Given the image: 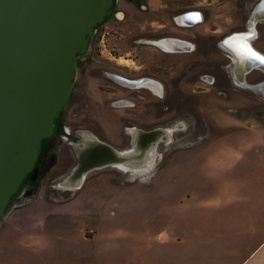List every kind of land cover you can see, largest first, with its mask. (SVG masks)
<instances>
[{"label":"rangeland","instance_id":"rangeland-1","mask_svg":"<svg viewBox=\"0 0 264 264\" xmlns=\"http://www.w3.org/2000/svg\"><path fill=\"white\" fill-rule=\"evenodd\" d=\"M129 1L132 0H117V10L123 12L124 19H110L101 31L102 35L109 32L105 40L107 50L101 53L102 37H93L88 52L79 57L69 104L56 121L53 135H57L52 140L46 139L42 146V151L48 153L40 178L23 180L3 221L17 207L24 206L23 214L16 211L7 223L21 224L26 215V219L32 217V224L46 225L58 237L62 230L64 233L77 224L87 223L89 228H94L109 207L156 206V191L148 193L147 199H143V193L158 189L159 175L181 176L176 184L170 182L166 190L180 192L181 207L198 211L200 221L210 207L236 204V196L231 195L236 191L235 184L227 188L229 199L224 198L226 193L221 196L220 190L225 186L217 183L221 182V176L215 174L224 167L207 163L200 175L190 172V167L194 168L191 161L195 165L203 157L205 145L221 143L227 133L247 132L259 139L262 134L259 130L264 131V95L249 87L264 81V71L255 69L247 74L245 84L249 86L240 84L234 76L232 56L223 48V39L230 33L252 29L251 12L260 0H148L146 12ZM193 9L202 11L204 23L192 29L177 26L174 18ZM255 30L258 33L255 45L264 53V21H259ZM166 37L188 40L197 50L165 53L155 41ZM111 72L151 78L160 87L156 90L127 86L113 81ZM132 128L143 133L137 137ZM157 128L173 129V132L164 133L160 140H145L154 151L150 167L137 172L127 166L124 169L106 166L90 170L79 188L67 184L77 183L74 173L80 165L82 150L90 145V136L127 152L134 147L139 150L145 147L141 139ZM255 136H249L247 141L236 135L232 137L234 150L231 148L228 158L234 165L242 158L243 148L249 147L245 144L251 143ZM222 155L225 153L218 152L213 159ZM240 170H244L242 166ZM252 179V176L246 178L239 191L253 194ZM211 180L217 187L216 193L200 194L204 190L202 183ZM185 194L196 199L188 200ZM169 204H173L172 200L167 201ZM233 210L235 213L230 211L228 226L223 231L222 258L227 264H239L246 259L255 241L252 230L236 229L238 212L236 207ZM216 233L219 236L221 231ZM216 238L212 241L213 252L219 251L220 259L221 246ZM263 239L262 229L260 240Z\"/></svg>","mask_w":264,"mask_h":264},{"label":"crops","instance_id":"crops-1","mask_svg":"<svg viewBox=\"0 0 264 264\" xmlns=\"http://www.w3.org/2000/svg\"><path fill=\"white\" fill-rule=\"evenodd\" d=\"M259 132H262L259 139L247 132L227 133L221 143L216 141L205 145L203 157L195 165L191 161L194 168L190 167V172L195 175L202 174L201 170L207 163H214L217 168L224 167L226 170H217L216 174L212 170V174L221 176V182L217 183L225 186V191L222 189L220 192L221 196L226 193V199H229L228 186L235 184L236 191L231 193L236 196L235 205L210 207L203 213L204 220L200 221L198 211L181 207L180 192L166 190L170 182L176 184L181 176L159 175L158 189L143 193V199H147L148 193L156 191V206L109 207L102 212L94 228H89L87 223L77 224L64 233L62 230L59 237L46 225L32 224V217L26 219V215L22 217L21 224L7 223L16 211L23 214L25 207L20 206L0 223V264H227L222 258L223 231L226 230L224 226H228L230 211L235 213L234 207L238 212L236 229L252 230L255 240L251 254L239 264L264 263V239L260 240L261 230H264V131ZM234 135L246 141L249 136H255L251 143H244L249 147L243 148V156L236 160L235 165L228 158L229 151L234 150V144L230 142ZM218 152L225 155L213 159ZM240 166L244 170H240ZM247 176L253 178L251 195L239 191ZM213 182L204 181V190L201 189L200 194L216 193L217 187ZM185 196L188 200L196 199L194 195ZM168 200L173 204L167 205ZM218 217L221 219L219 223ZM218 230L221 231L219 236ZM214 236L221 246L220 259L219 251L213 252Z\"/></svg>","mask_w":264,"mask_h":264},{"label":"water","instance_id":"water-1","mask_svg":"<svg viewBox=\"0 0 264 264\" xmlns=\"http://www.w3.org/2000/svg\"><path fill=\"white\" fill-rule=\"evenodd\" d=\"M115 2L0 0V223L23 180L36 174L42 142L53 136L59 113L69 104L77 58L88 52L91 39L113 13ZM260 6L264 9V0L255 9ZM174 42L184 48L189 45ZM176 49L181 50L178 45ZM255 66L264 68L261 63ZM121 81L132 87L143 83L126 78ZM263 85L264 81L257 89L264 95ZM158 130L145 133L139 144L166 133ZM88 140L76 178L120 164L144 170L154 159V151L148 155V143L140 150L134 147L120 152L95 136Z\"/></svg>","mask_w":264,"mask_h":264},{"label":"flooded vegetation","instance_id":"flooded-vegetation-1","mask_svg":"<svg viewBox=\"0 0 264 264\" xmlns=\"http://www.w3.org/2000/svg\"><path fill=\"white\" fill-rule=\"evenodd\" d=\"M159 1H162V0H159ZM262 0H260L259 2H258V4L261 2ZM129 2H131L132 4H134L136 7H140L141 9H142V11H144V12H146V11H148V0H132V1H129ZM117 5H118V2H117V0H116V2H115V4H114V7H113V13L111 14V16H109L108 18H107V20L105 21V23L107 22V21H109L110 19H112V18H116V19H120V20H123L124 19V14H123V12H121V11H118L117 10ZM160 7H162V5H159ZM256 7H257V5H256ZM256 7H254V9H253V11L251 12V15L253 16V13H254V10H255V8ZM199 14V17L198 18H196V16H195V14ZM252 16H251V18H252ZM179 17H182L183 18V22H184V24H181L179 21H178V18ZM189 17H192V18H189ZM251 18H250V21H251ZM189 19V20H188ZM204 21H205V17H204V14L202 13V11H200V10H197V9H193V10H188V11H185L184 13H182L181 15H177L175 18H174V22L176 23V25L177 26H180V27H182V28H185V29H192V28H196V27H194L195 25H199V24H202V23H204ZM102 24L100 27H98V29L96 30V33H95V35H94V38H97L98 36H101L102 37V39H101V47H102V49H100L101 50V53H103L105 50H107L106 49V45H105V40H106V35H108V31L107 32H105V34H101V31H102V29L105 27V25L106 24ZM198 27V26H197ZM244 33H249L248 35V37L249 38H251L252 39V41H250V47L254 50V51H260V49L255 45V40H256V35H257V37H258V33H257V31L255 30V28L254 29H250V30H245V31H234V32H232V33H230L228 36H226L224 39H223V48H224V45L226 46V43H225V41H228V40H230V39H232L234 36H236V35H241V34H244ZM248 38V39H249ZM247 39V40H248ZM162 40H169V41H172V40H179V41H184V42H186V43H188L189 45L188 46H186L185 48L184 47H181V46H179L180 48H181V50H177L176 48H174L173 49V51H168V50H165L164 48H162V47H160L162 50H163V52H165V53H169V54H178V53H194L196 50H197V48H196V46L192 43V42H190V41H188V40H185V39H182V38H179V37H166V38H164V39H162ZM157 41V40H156ZM152 42V41H151ZM154 42V41H153ZM228 45V44H227ZM158 46V45H157ZM226 47H228V46H226ZM114 49V48H113ZM229 54H230V56H232V54H231V52L229 51V50H227L226 48H224ZM231 50V49H230ZM181 51H185V52H181ZM257 51V52H258ZM112 59H114V60H116V58L114 57V58H112ZM232 59H233V61H234V76H235V79L237 80V82H239L240 84H243L244 86H249V85H246L245 84V76L247 75H245L244 76V74L243 75H241L243 72H242V68L240 67H237V69H236V63H235V59L233 58V56H232ZM77 63H78V60H77ZM255 70V69H254ZM253 70V71H254ZM249 74V73H248ZM238 75V76H237ZM110 76H111V79L113 80V81H115V82H118V83H122V81H121V79H124V78H126V79H130V80H141L143 83L141 84V85H136V86H133V87H141V86H144L145 85V83H147V82H152L153 83V85H152V87L153 88H155L156 90H157V88L158 87H160V84L157 82V81H155V80H152L151 78H147V77H137V78H133V77H131V76H128V75H125L124 73H122V72H111V74H110ZM260 84V83H259ZM259 84H256V85H250L249 87H251V88H254L256 91H258V92H260L258 89H257V86L259 85ZM132 87V86H131ZM151 87V88H152ZM160 130V131H158V133H160V132H164V131H170V130H173V129H161V128H157V129H154V130ZM162 130V131H161ZM131 131H133V135L136 133L137 135V137H138V135L140 134V133H143V132H141L140 130H138L137 128H132L131 129ZM145 132V131H144ZM173 132V131H172ZM57 134H55L54 136H52L51 137V140L56 136ZM43 166V163H40V164H38L37 166H36V168H37V170H36V174L34 175L33 173H32V175H31V180H33V177H39L40 178V172H41V167ZM36 179V178H35Z\"/></svg>","mask_w":264,"mask_h":264},{"label":"bare ground","instance_id":"bare-ground-1","mask_svg":"<svg viewBox=\"0 0 264 264\" xmlns=\"http://www.w3.org/2000/svg\"><path fill=\"white\" fill-rule=\"evenodd\" d=\"M264 9H262L261 8V6L260 7H258L257 9H255V11H254V13H253V16H252V18H251V21H250V23H251V27H252V29H254L255 28V26H256V24L259 22V21H262V20H264ZM262 20H261V19ZM189 20V19H188ZM178 21L181 23V24H184V22H183V18L182 17H179L178 18ZM200 25V24H199ZM199 25H195L194 27H197V26H199ZM250 26V25H249ZM246 37H248V36H245V34H243V35H236V36H234L233 38H236L235 40H233V38L232 39H230V40H228L229 41V43H228V45L226 44V46H228V47H226L225 45H224V48H226L227 50H229L230 52H231V54H232V56H233V58L235 59V63H236V69H237V67H241L242 69H245V68H247L248 66H249V68L250 69H248L247 71H245V70H243V73L241 74V75H243L244 74V76L246 75V74H248V73H251L254 69H258V70H261V69H264V68H260V67H256L255 65L257 64V63H260L259 61H256V60H249V59H246V58H244L243 56H241V55H239L238 53H237V51L235 50V47H233V46H230V44H233V45H239L240 43H246L249 47H250V41H252V39L251 38H246ZM241 38H243V39H241ZM248 39V40H247ZM175 40H172V41H169V40H160V41H155V44L156 45H158L159 47H162V48H164L165 50H168V51H173V49L174 48H176V46L178 45V46H180V44H178V43H175L174 42ZM231 49V50H230ZM258 51V50H257ZM181 52H185V51H181ZM259 53H261V54H263L264 55V53L262 52V51H258ZM235 70V69H234ZM238 76V75H237ZM237 81V80H236ZM152 85H153V83L152 82H147V83H145V85L144 86H147V87H152ZM263 87H264V85H263ZM167 130V129H166ZM158 131H160V130H158ZM157 131V132H158ZM162 131V130H161ZM173 130H168V131H164V132H168V133H171ZM156 133V132H155ZM161 135V134H160ZM157 136L156 137V139L157 140H160L161 139V136ZM143 136V135H142ZM149 147H150V145H149ZM153 150L150 148L147 152H149L148 153V155H150L151 154V152H152ZM146 158H147V156H146ZM119 167H121V168H127L126 166H124V165H122V164H120L119 165ZM129 168V167H128ZM138 171H143V169L142 168H138L137 169V172ZM86 179V175L85 174H82V177L81 178H76V181H77V183L76 184H74V183H72V181H68V185L71 187V188H76L77 186V188H79V186L81 185V183L84 181Z\"/></svg>","mask_w":264,"mask_h":264},{"label":"snow or ice","instance_id":"snow-or-ice-1","mask_svg":"<svg viewBox=\"0 0 264 264\" xmlns=\"http://www.w3.org/2000/svg\"><path fill=\"white\" fill-rule=\"evenodd\" d=\"M196 18L199 17V14H195ZM192 18V17H189ZM236 38H233V40H235ZM243 39V38H241ZM226 44L229 43V41H225ZM230 46L235 47V50L237 51V53L241 56H243L246 59L249 60H256L259 61L261 64H264V55H261L260 53H258L257 51H254L251 47H249L246 43H240L239 45H233L230 44Z\"/></svg>","mask_w":264,"mask_h":264},{"label":"trees","instance_id":"trees-1","mask_svg":"<svg viewBox=\"0 0 264 264\" xmlns=\"http://www.w3.org/2000/svg\"><path fill=\"white\" fill-rule=\"evenodd\" d=\"M79 57L80 56H78V58H77V60L79 59ZM60 114V113H59ZM55 129H56V127H55ZM54 136V135H53ZM51 139V138H50ZM49 139V140H50ZM46 139H44L43 140V142H42V146H43V143H44V141H45ZM42 146H41V149H40V154H39V158H38V161H37V165L38 164H40V163H43L44 161H45V159H46V155H47V153H48V151L47 152H45V151H42ZM36 165V166H37ZM31 175H32V173L31 174H29L25 179H29V178H31ZM24 179V180H25Z\"/></svg>","mask_w":264,"mask_h":264}]
</instances>
